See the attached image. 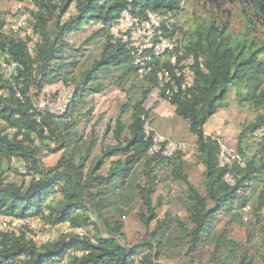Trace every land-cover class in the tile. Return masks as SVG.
<instances>
[{
  "label": "trees",
  "instance_id": "16d2710c",
  "mask_svg": "<svg viewBox=\"0 0 264 264\" xmlns=\"http://www.w3.org/2000/svg\"><path fill=\"white\" fill-rule=\"evenodd\" d=\"M15 1L32 5L38 38L0 25V58L19 63L10 76L0 70V215L85 232L38 242L28 227L1 229L0 264H264V146L247 156L243 133L238 136L234 147L246 164L233 167L236 184L230 185L218 165L219 135L204 131L224 107L229 86L243 80L244 100L258 112L248 129L264 125V0H204L210 8L240 15V36L230 29L231 14L210 8L189 29L174 22L169 34L177 45L165 63L193 53L204 69H197L192 87L171 97L155 74L159 59L152 71L140 74L128 43L115 39L111 27L125 8L176 16L183 0ZM74 36L81 42L74 44ZM123 68L115 81H98ZM61 81L75 93L63 114H51L39 98L46 85ZM114 88L126 97L120 112H97L98 102L89 96ZM151 97L155 103L148 107ZM157 101L168 102L176 117L188 121V132L176 138L193 137L190 160L148 153L141 117L151 119ZM52 155L56 162L46 164ZM194 169L200 170L199 184L192 180ZM131 215L145 229L140 240L125 235ZM237 227L247 230L246 240H238ZM167 255L173 263L164 261Z\"/></svg>",
  "mask_w": 264,
  "mask_h": 264
},
{
  "label": "rangeland",
  "instance_id": "374dc122",
  "mask_svg": "<svg viewBox=\"0 0 264 264\" xmlns=\"http://www.w3.org/2000/svg\"><path fill=\"white\" fill-rule=\"evenodd\" d=\"M32 8V5L28 2H20L15 0H0V12L4 13L3 21H0L1 28L5 27L8 24L7 17L11 12H14L16 9H21L22 12ZM210 7L204 0H183L182 7L176 11V21L178 25L183 26L184 29H189L190 25L205 17L206 12ZM228 8V7H227ZM209 10L217 13L219 10L224 14L223 8L214 9L211 7ZM226 14V12H225ZM229 16V26L230 29L236 35H241L243 31V20L240 15L235 11ZM226 14V15H227ZM223 21L226 18L220 17ZM222 21V22H223ZM261 28V26H260ZM179 37V36H178ZM74 44L81 42V39L78 36L72 38ZM99 52L97 49H94ZM264 58V56L262 57ZM84 60V59H83ZM124 71L123 69H118L110 73H103L98 81L103 84H109L112 81H115L117 77ZM132 78L127 82V86H131ZM247 80L237 81L231 84L226 92L223 102L224 107H221L215 114H213L207 123L204 126V131L210 134H216L221 136L222 140L229 144L236 146L238 144V136L242 135V147L247 156H252L253 154L260 152L264 146V142H259L253 138V131L248 129L250 125L255 121L258 112L248 105V102L244 100L245 94L248 90ZM63 86H66L64 82H56L53 84L46 85L44 91L40 95L39 105L44 107L47 105H53L55 101L52 100V96L58 95L59 91ZM125 86V85H124ZM90 100L93 102L97 101L96 110L97 112H106L109 114H118L121 109V105L126 101V97L123 95L122 90L117 88L112 89L110 92L103 94L101 96L94 95L89 96ZM51 101V102H50ZM158 105L152 111V124L153 127L161 132H164L168 137L175 140H184L194 143L193 137L177 139L188 132V121L180 116L176 117L174 115V108L166 101H157ZM155 98L151 97L147 102V106H154ZM57 160V155L48 156L45 158L46 164H53ZM190 160V159H187ZM192 180L197 184L200 183L201 175L200 170L194 169L191 171ZM262 187H258L252 193V201L256 200L260 195ZM174 190V188H173ZM167 192V191H166ZM252 192V191H251ZM173 195V193H172ZM261 213L264 216V206L261 209ZM247 221V220H246ZM28 227L29 235L32 236L38 242H47L56 238L62 232H73L75 233H84L85 229H72L67 224L49 226L44 224L38 219L34 220H24V219H14L8 216L0 215V230L1 229H11L16 231L25 230ZM251 227V226H250ZM236 231V237L238 240L247 239V230L245 228H239ZM125 235L128 239H142L144 236L145 229L142 224H140L132 215L127 218L125 224ZM168 255L164 261L168 263H173L174 261L168 260ZM171 261V262H170ZM178 264L177 261L174 262Z\"/></svg>",
  "mask_w": 264,
  "mask_h": 264
},
{
  "label": "built area",
  "instance_id": "2783aa9c",
  "mask_svg": "<svg viewBox=\"0 0 264 264\" xmlns=\"http://www.w3.org/2000/svg\"><path fill=\"white\" fill-rule=\"evenodd\" d=\"M30 12L16 9L11 12L7 21L8 24L3 29L11 30L19 35H30L34 41L38 35H34L30 22ZM176 16L172 13H160L148 10L145 14H138L130 8H125L118 20L111 27V33L115 39H120L128 43L133 63L140 74L152 71L155 61L159 59V67L155 74L160 82L161 88L169 97L192 87L196 82L197 69H204V61L193 53L182 54L180 57L169 56L175 49L177 43L169 32L173 30ZM19 63L6 62L0 58V70L6 75H12ZM73 86H63L56 96L53 105L44 106L51 114H63L74 96ZM42 107V106H41ZM142 129L145 138L150 140L148 148L149 154H160L171 157L176 154L184 159H191L195 152V143L184 140H175L153 127L151 119L145 114L142 115ZM253 138L259 142H264V125L253 130ZM206 136L212 134L205 132ZM218 143V165L225 169L224 180L230 184H236V178L232 173L235 165L245 166V157L237 148L225 143L220 136H215ZM244 220L251 219L249 207L245 208Z\"/></svg>",
  "mask_w": 264,
  "mask_h": 264
},
{
  "label": "crops",
  "instance_id": "0c3cea01",
  "mask_svg": "<svg viewBox=\"0 0 264 264\" xmlns=\"http://www.w3.org/2000/svg\"><path fill=\"white\" fill-rule=\"evenodd\" d=\"M157 130V129H156ZM158 131H160V130H158ZM161 132V131H160ZM161 133H164V132H161ZM165 134V133H164Z\"/></svg>",
  "mask_w": 264,
  "mask_h": 264
},
{
  "label": "clouds",
  "instance_id": "9594fccd",
  "mask_svg": "<svg viewBox=\"0 0 264 264\" xmlns=\"http://www.w3.org/2000/svg\"><path fill=\"white\" fill-rule=\"evenodd\" d=\"M148 11V10H147ZM152 11H154V10H152ZM156 12H158V11H156ZM161 13V12H160ZM213 135V134H212Z\"/></svg>",
  "mask_w": 264,
  "mask_h": 264
}]
</instances>
